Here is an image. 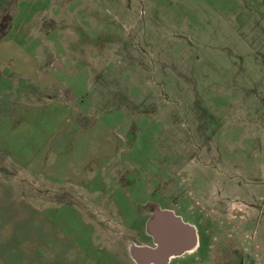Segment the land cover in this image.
Returning <instances> with one entry per match:
<instances>
[{"label": "rangeland", "instance_id": "1", "mask_svg": "<svg viewBox=\"0 0 264 264\" xmlns=\"http://www.w3.org/2000/svg\"><path fill=\"white\" fill-rule=\"evenodd\" d=\"M30 42L51 73L27 120L3 101L0 122L38 151L40 189L1 174L6 217L65 236L86 264H139L135 248L157 246L146 222L169 212L197 244L167 264H264V0H0L5 70ZM104 174L108 200L86 199Z\"/></svg>", "mask_w": 264, "mask_h": 264}, {"label": "crops", "instance_id": "2", "mask_svg": "<svg viewBox=\"0 0 264 264\" xmlns=\"http://www.w3.org/2000/svg\"><path fill=\"white\" fill-rule=\"evenodd\" d=\"M13 29V27L9 28V30L4 32V34H11L10 32ZM15 30L18 34V29ZM16 31L14 32L15 34ZM22 43H15V45H19V50H25L24 52L27 55L26 57H21L16 65H10L9 70H5L6 67L0 64V78L3 77L1 79L6 84L7 88L9 90L14 89L17 91V89L21 87V89H19V98H21L19 101L12 95V92H9L5 98L2 97L3 95H0V121L5 114L3 112V101L6 104V112L9 115H15L17 113V108H25V110L21 109L22 111H20L19 116L25 115V120H27V115L33 114V112H29V110H31V107H33L36 101L39 100V91L37 85L39 83L40 75L42 76L44 74L51 73L48 70L44 71V68L40 67V61L38 58L40 46L38 42H30L34 45L32 48H27V50L25 49L26 47L24 48V44ZM7 100H11L10 106L7 103ZM51 103L60 102L54 100ZM27 125L29 126L31 124ZM29 127L31 128V126ZM17 128L18 125L14 123L13 125L8 126L3 124V122H0V176L1 174H25V176H19V178L23 181L22 185L24 184L25 188L27 189L29 187V190L31 191H37L40 189V185L36 181L27 178L28 175L26 174H37L38 165L40 164L38 159V151L33 150L26 152L25 154L21 149V145L17 141L15 144L14 137L11 139H6L7 135L13 134L16 136L15 132ZM43 162L44 160L41 161V163ZM91 174H97L96 170H94V172ZM89 180L93 182L94 185L87 189L85 198L95 201L97 196H101L102 198L108 200L110 195L106 194V189L100 187V185H97V182L100 180L118 181V177L115 174H109V176L104 174L100 177L90 175ZM116 187H118L117 184H115V188ZM105 205L106 203H104V201H101L100 204H96V206H100L102 208L105 207ZM3 211L4 210L0 208L1 264H40L38 261L39 259L35 257V253L33 252L35 245L41 246L43 250L48 251V254L55 253L58 257H60V264H66L67 260L70 261L67 262V264H86L84 248L78 247L75 244L62 239L65 238V236H54L53 233L47 229V227L43 226L39 222H21L20 220L6 217L3 214ZM99 234L100 235L98 236L96 233H91L90 237L93 238L94 241H97V239L100 237L101 240L103 239L106 241V238L103 237L101 231ZM106 242L108 243V241ZM140 253L142 252L139 249L138 251L134 252L135 255L133 254L135 261L137 260L139 264H150L151 261H153H148L147 258L143 260Z\"/></svg>", "mask_w": 264, "mask_h": 264}, {"label": "bare ground", "instance_id": "3", "mask_svg": "<svg viewBox=\"0 0 264 264\" xmlns=\"http://www.w3.org/2000/svg\"><path fill=\"white\" fill-rule=\"evenodd\" d=\"M160 219L163 220V222L168 224V216L163 215L159 216ZM169 225V224H168ZM167 225V227H168ZM179 227V226H175ZM182 233H188L190 234V237L185 240V244L179 243V239H181L180 234ZM167 233V238L162 241V243L157 246L155 249H140L143 254L148 256V261L152 259L153 257L162 256L163 261L162 264H167L170 260L171 255L173 254H180L187 248H191L197 244L196 235L194 233V229L189 224L180 225L179 230H174L171 227H168L165 231ZM178 241V242H177ZM177 242V243H176ZM169 246L170 247V253L165 254L164 250L165 248ZM139 253V252H138Z\"/></svg>", "mask_w": 264, "mask_h": 264}, {"label": "flooded vegetation", "instance_id": "4", "mask_svg": "<svg viewBox=\"0 0 264 264\" xmlns=\"http://www.w3.org/2000/svg\"><path fill=\"white\" fill-rule=\"evenodd\" d=\"M150 212L151 211L149 209V213ZM148 221H147V223L145 225V234L148 236L149 242L152 241V243L154 245L159 246L162 243V241H164L167 238V233H165V231L168 228L167 227L168 224L163 222V220L160 219V217H157L156 219H152V220L150 218V219H148ZM180 236H181V239L178 240V241H180L179 243L185 244V240H186L187 237L182 232H181ZM140 254H141L143 260L145 258H147V260L149 259L148 256H146L145 254H142V253H140ZM176 255H178V254L171 255L170 259L173 258V257H176ZM150 260H153V261H151L150 264H162L163 258H162V256L159 255L157 257H153Z\"/></svg>", "mask_w": 264, "mask_h": 264}, {"label": "water", "instance_id": "5", "mask_svg": "<svg viewBox=\"0 0 264 264\" xmlns=\"http://www.w3.org/2000/svg\"><path fill=\"white\" fill-rule=\"evenodd\" d=\"M163 215H167L168 216V227H171L172 229H174V230H179V227H180V225H184L185 223H183L182 221H181V219L179 218V216H176V215H173V214H171V213H169V212H167V213H161V216H163ZM159 217V216H158ZM175 226H179V227H175ZM188 237H187V239L190 237V234L189 235H187ZM157 247V246H156ZM139 249H146V248H135V251L137 250H139ZM149 249H152V248H149ZM148 250V249H147ZM164 253L165 254H168V253H170V247L169 246H167L166 248H165V250H164Z\"/></svg>", "mask_w": 264, "mask_h": 264}]
</instances>
